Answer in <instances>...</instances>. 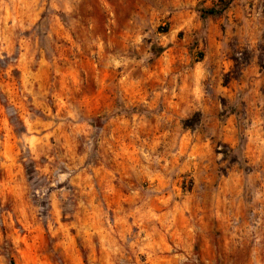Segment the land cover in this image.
Returning <instances> with one entry per match:
<instances>
[{
  "label": "clouds",
  "instance_id": "9594fccd",
  "mask_svg": "<svg viewBox=\"0 0 264 264\" xmlns=\"http://www.w3.org/2000/svg\"><path fill=\"white\" fill-rule=\"evenodd\" d=\"M132 2L102 38L66 0H0V264L42 225L75 254L61 212L87 264H217L199 246L221 238L264 264V0Z\"/></svg>",
  "mask_w": 264,
  "mask_h": 264
},
{
  "label": "rangeland",
  "instance_id": "374dc122",
  "mask_svg": "<svg viewBox=\"0 0 264 264\" xmlns=\"http://www.w3.org/2000/svg\"><path fill=\"white\" fill-rule=\"evenodd\" d=\"M66 2L70 5H74V12L72 14L73 19H76L77 16L80 18L82 24L87 27L89 22H93L95 24V30L97 35H101L102 38L107 37V25L110 22V17L122 11L121 5L117 3V0H66ZM139 0H133V2L129 5L135 11H139ZM126 22L127 14L125 13L123 17ZM63 23V20L61 21ZM161 31V29H157ZM162 31H167V28H164ZM76 33L69 32L67 36L70 38L72 42H75L77 39ZM58 37V38H57ZM54 39L57 40V44L65 49L63 55L67 59H71L70 52L67 49L70 47L69 39H65L64 34L57 33L54 35ZM20 72L18 69H14L12 71V76L19 77ZM107 74H105L106 76ZM94 79V78H93ZM85 92L92 91L93 94H96V85L92 80L84 86L83 89ZM51 99V98H49ZM62 99V97H61ZM50 111H55V105H48ZM37 116L43 121L45 117L43 113H41L37 109ZM11 149V142H5L4 139V129L3 122L0 120V161L4 159L3 153L5 148ZM43 159V158H41ZM34 171V170H33ZM41 182L43 179L41 178ZM62 187V185L57 184L53 187H49L48 195L51 196L57 188ZM11 201L4 205V212H11ZM48 208H52V203H48ZM5 217L0 215V236L4 238L8 237V233L10 229L7 227V223L4 222ZM13 224V228L19 230L21 228L18 221H16L15 217H12L11 221ZM76 223V218L74 216L66 215L64 212H61L57 218V228H67L68 234L72 236V247L75 250V254L69 256L63 253V250L60 248V243L64 239L63 232H58L56 236H52L50 233L46 231V226L42 225V229L39 237L37 238L35 235L32 237V246L27 250L24 247V242L21 241V247L18 252H15L11 259V264H17V258H19L20 264H57V260L51 255V251L54 246L57 247L58 252L65 260V264H87V253L84 252L83 245L79 238L76 236L75 227H70V225H74ZM216 236L220 237L221 234L219 231L216 232ZM217 246H213L211 243L201 242L199 246V255L203 258L212 257L216 260L217 264H243V261L246 257V253H240L234 258H230L227 255H224L223 259H221L220 247L219 245L223 244V239H219L216 242ZM201 264H203V260H201Z\"/></svg>",
  "mask_w": 264,
  "mask_h": 264
}]
</instances>
